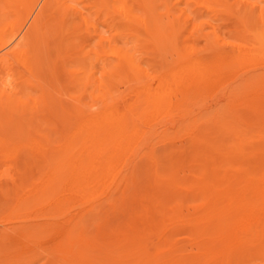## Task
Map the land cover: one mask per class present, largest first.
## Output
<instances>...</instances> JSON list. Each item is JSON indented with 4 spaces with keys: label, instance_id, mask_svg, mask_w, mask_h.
Masks as SVG:
<instances>
[{
    "label": "bare ground",
    "instance_id": "obj_1",
    "mask_svg": "<svg viewBox=\"0 0 264 264\" xmlns=\"http://www.w3.org/2000/svg\"><path fill=\"white\" fill-rule=\"evenodd\" d=\"M241 1L251 13L243 21L247 34L262 48L264 2ZM194 6L207 17H195ZM232 15L229 0H0V123L15 129L57 104L69 111L74 126L46 158L41 189L68 187L86 200L99 197L100 212L113 204L115 191L130 186L140 165L155 175L165 168L174 173L172 155L190 152L189 187L181 186L186 181L176 173L168 180L200 196L198 211L182 223L190 229L186 243L175 239L156 258L180 251L168 264H264V74L234 86L245 97L237 105L214 102L215 88L204 84L219 81L231 65L218 51L220 43L249 47L221 30L219 21ZM204 23L214 37L198 45L195 35ZM56 61L70 77L71 91L63 92L60 84L67 107L60 94L47 91L45 98L44 91L31 90H41L44 70L51 65L53 73ZM249 87L255 90L246 96ZM185 196L177 215L191 211ZM76 214L66 215L69 229L58 233L48 254L38 237L41 224L12 227L24 243L0 248V264H104L110 257L96 261L91 253L97 248L85 240L90 228L82 219L74 222ZM103 216L105 225L95 220L92 228L109 226L108 213ZM7 230L0 229L1 240L10 239ZM124 257L115 258L116 264H125ZM135 260L146 264L149 257Z\"/></svg>",
    "mask_w": 264,
    "mask_h": 264
},
{
    "label": "rangeland",
    "instance_id": "obj_2",
    "mask_svg": "<svg viewBox=\"0 0 264 264\" xmlns=\"http://www.w3.org/2000/svg\"><path fill=\"white\" fill-rule=\"evenodd\" d=\"M229 1L233 8V15L219 21L221 30L230 32V40L249 45V47L236 48L220 43L218 51L227 61H230L231 65L229 64V67L222 72L219 81L209 79L204 84L215 88L214 102L237 105L245 97L238 95L234 86L242 82L247 83L257 75L264 74V47L259 48L257 41L247 34L250 27L245 26L243 21L251 13L243 9L242 1ZM261 1L264 2V0ZM193 8L195 17L201 19L207 17L202 8L196 6ZM211 31L210 24L204 23L195 35L198 45H204L206 38L212 41L214 36ZM250 47L251 50H249ZM41 49L44 50V46ZM44 55L45 53L39 55L42 61H44ZM56 62L53 72L55 75L52 73L51 65L43 72V81L40 79L43 90L42 87L41 90L35 87L31 90L36 95H41V91H44L45 98L50 97L47 91L50 92L51 97L60 94L59 97L57 96L58 101L67 107L68 99L61 93L60 84L63 85V92L71 91V85H69L71 90L67 87L70 77L61 70V61ZM14 66V69L26 78V71L17 65ZM197 86L195 82L192 85V87ZM125 90L124 87L121 92ZM254 90L255 87L247 88L246 96ZM57 98L56 102H58ZM2 111L5 110L0 108V113ZM68 114V110L63 111L54 104L45 111L43 118L32 119L26 123L22 121L19 126H15V129H12L9 123H0V229L8 228L7 232L10 234V239H0V248L11 246V244L20 247L24 243L23 237L12 232V227L36 223L41 224L43 228V232L38 237L41 236L40 242L45 249V254H48L57 245L58 233L69 229V223H64L66 215L77 213L73 221L82 219L90 228L85 240L97 248L96 252L91 253L98 258L96 261L106 254L110 258L104 264H116L115 258L122 256H125V264H136L135 258L138 256L143 258L148 256L149 260L146 264H162L165 259L168 262L164 264H168L177 259L180 251L163 255L161 258H156V255L166 250L175 239L181 240V245L186 243L185 239L190 229L182 223L189 219L190 213L198 211L195 206L200 202V196L182 192L179 186L177 188L171 186L168 180L171 174L176 173L186 181L181 186L189 187L192 180L191 170L194 166L193 154L186 151L173 154L171 157L173 165L179 168L174 173L165 168L155 175L153 171L140 165L136 175L130 177V186L127 188L123 186L115 191L113 204L103 205L98 212L96 205L101 201L99 197L86 200L84 195L68 187L62 190L41 189L48 172L46 158L52 152L51 149L63 145L66 138L74 131L72 122L67 119ZM29 115L30 113L28 117H31ZM61 155L62 153H56V156ZM185 195L189 196L185 204L187 207H192L191 211L177 215L174 212L175 207L182 202ZM63 211L66 213L62 215ZM103 211L109 215L110 227L104 226ZM22 214H27L29 218H21ZM95 220L104 223V230L92 228V222ZM53 222L55 224H52ZM178 223L181 224L174 227ZM107 227L109 229L105 230ZM159 237H162L161 241H158ZM83 246L85 244L79 245V247ZM157 248L161 251H157ZM44 260H41V263ZM184 262L185 264L193 263L188 260Z\"/></svg>",
    "mask_w": 264,
    "mask_h": 264
}]
</instances>
